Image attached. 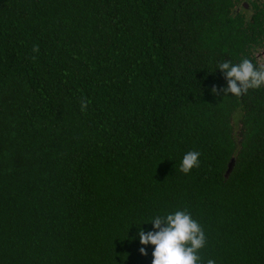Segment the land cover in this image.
Returning a JSON list of instances; mask_svg holds the SVG:
<instances>
[{
    "label": "trees",
    "instance_id": "1",
    "mask_svg": "<svg viewBox=\"0 0 264 264\" xmlns=\"http://www.w3.org/2000/svg\"><path fill=\"white\" fill-rule=\"evenodd\" d=\"M244 1L0 0V264H151L140 227L184 209L204 264H264V86L212 92L264 66Z\"/></svg>",
    "mask_w": 264,
    "mask_h": 264
},
{
    "label": "clouds",
    "instance_id": "2",
    "mask_svg": "<svg viewBox=\"0 0 264 264\" xmlns=\"http://www.w3.org/2000/svg\"><path fill=\"white\" fill-rule=\"evenodd\" d=\"M38 51L39 46L35 45L33 52ZM218 69L224 72L227 87L221 90L213 86L212 92L215 95H219L222 91L225 96L231 94L240 97L247 94L250 89L264 86V66L258 67L248 58H243L236 64L231 61L222 62L218 65ZM89 103L88 100H82L81 110L85 111ZM200 156L199 151L185 153L180 171L189 174L194 168H199ZM146 223L151 224L153 230L146 232L140 227L137 235L140 244L145 246L139 249L142 255H148L146 246H154L151 264H204L200 251L207 245V235L204 227L188 210L155 215ZM206 264H216V261L207 259Z\"/></svg>",
    "mask_w": 264,
    "mask_h": 264
},
{
    "label": "flooded vegetation",
    "instance_id": "3",
    "mask_svg": "<svg viewBox=\"0 0 264 264\" xmlns=\"http://www.w3.org/2000/svg\"><path fill=\"white\" fill-rule=\"evenodd\" d=\"M249 1L252 2V1H255V0H246V1H244V2L242 3V5H243V7H244L245 9H249V8H250V6H249ZM259 1H264V0H259Z\"/></svg>",
    "mask_w": 264,
    "mask_h": 264
},
{
    "label": "water",
    "instance_id": "4",
    "mask_svg": "<svg viewBox=\"0 0 264 264\" xmlns=\"http://www.w3.org/2000/svg\"><path fill=\"white\" fill-rule=\"evenodd\" d=\"M261 55L263 56L262 58L264 59V51L261 52ZM232 164H233V160H230L229 164H228V169H227V173L230 171L231 167H232Z\"/></svg>",
    "mask_w": 264,
    "mask_h": 264
},
{
    "label": "rangeland",
    "instance_id": "5",
    "mask_svg": "<svg viewBox=\"0 0 264 264\" xmlns=\"http://www.w3.org/2000/svg\"><path fill=\"white\" fill-rule=\"evenodd\" d=\"M261 57H263L262 55H261ZM263 59V58H262ZM263 61H264V59H263Z\"/></svg>",
    "mask_w": 264,
    "mask_h": 264
}]
</instances>
